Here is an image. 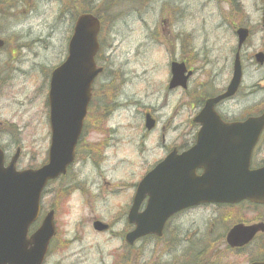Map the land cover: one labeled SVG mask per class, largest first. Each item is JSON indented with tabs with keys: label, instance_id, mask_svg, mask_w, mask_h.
<instances>
[{
	"label": "rangeland",
	"instance_id": "rangeland-1",
	"mask_svg": "<svg viewBox=\"0 0 264 264\" xmlns=\"http://www.w3.org/2000/svg\"><path fill=\"white\" fill-rule=\"evenodd\" d=\"M67 2L71 7L64 0H0V39L6 40V47L0 52V149L5 163L16 148L20 149L17 171L38 169L46 163L50 134L44 98L50 70L65 58L78 13H98L103 32L96 63L104 73L95 84H112L114 102L118 103L105 126L100 127L111 128L113 132L102 134L94 125H85L76 147V162L65 177L44 190L40 218L30 227L29 234L38 227L45 213L54 210L56 235L43 264H114L116 255L122 253L121 240L110 234L94 233L91 223L114 221L122 209L120 204L131 192L128 185H136L160 161L163 149L169 147L175 133L187 130L185 125L180 127L184 118L193 115V111L180 106L175 111L176 118L173 117L179 97L176 91H167L166 83L168 65L178 59L179 42L171 49L162 40L166 31L161 24L165 19L163 3L181 14L185 43L193 23H260L262 5L261 0ZM232 9L235 15L231 14ZM178 29L177 25L173 27V31ZM217 40H226V36L216 37L213 46ZM154 46L158 48L155 52ZM213 57L218 69L222 66L221 53L215 49ZM42 66L47 68L40 80ZM263 75L264 68L255 73L248 71L244 86L256 83ZM195 79L197 83L202 80L201 76ZM221 81L223 87L224 76ZM123 102L128 105L120 106ZM263 102L264 92L243 100L236 98L226 105V112L238 116L245 110L253 111ZM158 105L163 107V118L160 121L157 118V129L147 133L143 130V111L145 107ZM107 108L111 109V104ZM100 142L104 145L103 158L96 165L90 159H96L94 145ZM258 159H264V155L259 154ZM104 184L117 189H105ZM188 220L194 221V217L184 222ZM114 226V232H121V223ZM132 252L134 259L130 264H165L167 259L160 258V249L148 240L139 242Z\"/></svg>",
	"mask_w": 264,
	"mask_h": 264
},
{
	"label": "water",
	"instance_id": "water-1",
	"mask_svg": "<svg viewBox=\"0 0 264 264\" xmlns=\"http://www.w3.org/2000/svg\"><path fill=\"white\" fill-rule=\"evenodd\" d=\"M97 33L98 24L92 17H79L68 46V57L51 75L48 94L51 130L48 164L37 171L17 173L14 165L19 151L16 150L5 168L0 151V264H42L44 261L49 241L55 233L53 212L43 218L39 228L29 238L27 232L38 217L40 194L45 184L64 175L66 168L73 161L74 147L90 101L91 84L100 72L93 64L97 51ZM257 62L261 64L262 59ZM180 75L181 68L172 67L170 88L179 84ZM238 79L239 69L235 66L227 94L207 101L200 113L202 117H212L210 123L218 125L214 132L226 135L222 137L223 140L237 142L219 146L221 150L217 153L220 157L232 154L239 157L237 175L224 167L205 166L204 175L193 186L192 192L189 195L188 192L184 193L186 197L183 199L172 201L163 198L165 191L169 189L164 182L176 179V169L183 173L190 170L187 159L196 152L194 150L186 153L184 160L179 163L173 158H168L146 175L137 187L134 205L128 216V222L135 225V230L125 238L128 245L144 236H160L167 218L174 212L190 206L201 203L235 204L243 200L264 203V168L254 172L248 171L250 152L264 129V113L258 118H249L244 123L222 126L213 112V106L218 100L232 96ZM152 127L153 123L147 119L145 128L150 130ZM182 178L190 180L188 177L186 179V176ZM145 196L148 197L146 210L138 214V207ZM106 228L100 223L93 224V229L97 232H104ZM236 231L239 230L234 229L227 236V240ZM248 232L250 238L255 231L250 228Z\"/></svg>",
	"mask_w": 264,
	"mask_h": 264
},
{
	"label": "flooded vegetation",
	"instance_id": "flooded-vegetation-1",
	"mask_svg": "<svg viewBox=\"0 0 264 264\" xmlns=\"http://www.w3.org/2000/svg\"><path fill=\"white\" fill-rule=\"evenodd\" d=\"M163 28L166 29L164 42L170 48L179 42L178 59L175 61L182 66L178 87L173 90L179 97V107L193 111V115L186 116L180 127L186 126V131H177L168 148L165 150L161 161L171 153L177 157L189 151L199 143V151L203 154L206 163L217 160L218 168L230 164L228 157L215 158L219 152L218 147L230 143L222 139L226 135L222 132H214L218 127L199 117L205 102L223 95L232 79L234 61L240 64V83L231 98L217 102L214 111L219 120L224 124L242 123L247 118L257 117L262 112V106L253 111L245 110L241 115H228L226 105L234 99L243 100L254 94L264 92V75L256 83L244 86L248 71L258 72L264 68L253 63L256 54H263L264 26L263 23H193L189 32L188 44L182 39V16L175 8L163 5ZM177 25L179 29L173 31ZM223 29V31H221ZM246 31V40L238 45V32ZM226 40H217L213 46L215 33ZM197 45V48L195 45ZM217 49L221 53L222 66L215 69L213 53ZM196 76H201L200 83L196 82ZM224 76V85L220 81ZM185 78V79H183ZM222 82V81H221ZM248 112H251L250 116ZM167 135V134H166ZM163 136V135H162ZM164 140V137H162ZM259 154L264 155V131L261 133L257 144L252 150L250 169L264 166V159L259 160ZM203 171L197 169L195 177H200ZM134 190L127 196L120 213L114 221L108 224L109 230L105 234L121 240V254L116 255V264H130L134 259V245L125 244V235L132 230L127 223V214L132 204ZM145 206H142L143 209ZM140 209V210H141ZM194 217V221L184 219ZM121 223V232H114V225ZM241 227L243 230L251 228L254 234L249 238L250 232L241 231L227 240L229 232ZM262 229V230H261ZM160 249V258H167L165 264H255L264 263V204H252L240 202L235 205L207 204L188 208L171 216L162 231L160 238L146 237ZM117 253V252H115ZM160 262V260H159Z\"/></svg>",
	"mask_w": 264,
	"mask_h": 264
},
{
	"label": "bare ground",
	"instance_id": "bare-ground-1",
	"mask_svg": "<svg viewBox=\"0 0 264 264\" xmlns=\"http://www.w3.org/2000/svg\"><path fill=\"white\" fill-rule=\"evenodd\" d=\"M156 108H157L158 110H160V109H161L159 105H158V107L156 106Z\"/></svg>",
	"mask_w": 264,
	"mask_h": 264
}]
</instances>
